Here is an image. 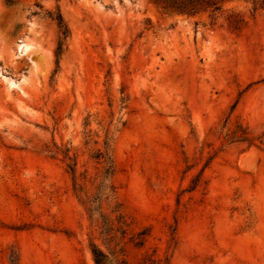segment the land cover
<instances>
[{"label": "rangeland", "instance_id": "obj_1", "mask_svg": "<svg viewBox=\"0 0 264 264\" xmlns=\"http://www.w3.org/2000/svg\"><path fill=\"white\" fill-rule=\"evenodd\" d=\"M93 249L264 264V0H0V264Z\"/></svg>", "mask_w": 264, "mask_h": 264}, {"label": "trees", "instance_id": "obj_2", "mask_svg": "<svg viewBox=\"0 0 264 264\" xmlns=\"http://www.w3.org/2000/svg\"><path fill=\"white\" fill-rule=\"evenodd\" d=\"M55 24L60 32V35L63 37V39H66L67 35H68V31L66 26L63 24L62 18L58 15L55 19ZM61 50H62V44L59 43L55 52V56L56 58L59 57V55L61 54ZM108 168H107V172L110 176L113 175L114 170L112 169V166L110 165V163H108ZM92 255H93V259H94V263L95 264H105L104 263V257L103 255L98 252L97 250L93 249L92 251Z\"/></svg>", "mask_w": 264, "mask_h": 264}]
</instances>
